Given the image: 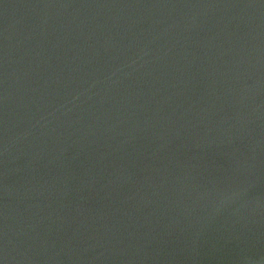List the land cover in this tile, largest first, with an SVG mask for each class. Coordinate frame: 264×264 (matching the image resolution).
<instances>
[{"label":"water","instance_id":"obj_1","mask_svg":"<svg viewBox=\"0 0 264 264\" xmlns=\"http://www.w3.org/2000/svg\"><path fill=\"white\" fill-rule=\"evenodd\" d=\"M0 264H264V0H0Z\"/></svg>","mask_w":264,"mask_h":264}]
</instances>
